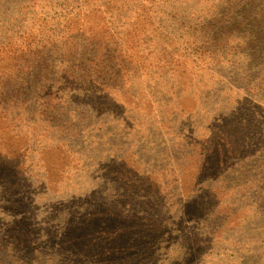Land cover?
<instances>
[{
    "label": "trees",
    "instance_id": "16d2710c",
    "mask_svg": "<svg viewBox=\"0 0 264 264\" xmlns=\"http://www.w3.org/2000/svg\"><path fill=\"white\" fill-rule=\"evenodd\" d=\"M264 264V0H0V264Z\"/></svg>",
    "mask_w": 264,
    "mask_h": 264
},
{
    "label": "rangeland",
    "instance_id": "374dc122",
    "mask_svg": "<svg viewBox=\"0 0 264 264\" xmlns=\"http://www.w3.org/2000/svg\"><path fill=\"white\" fill-rule=\"evenodd\" d=\"M210 264V263H209ZM213 264H219V262L218 261H216L215 263H213Z\"/></svg>",
    "mask_w": 264,
    "mask_h": 264
}]
</instances>
